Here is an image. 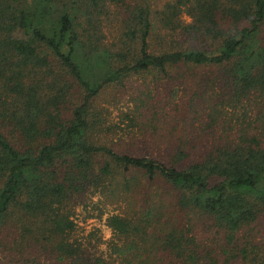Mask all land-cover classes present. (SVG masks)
I'll list each match as a JSON object with an SVG mask.
<instances>
[{
    "label": "trees",
    "instance_id": "trees-1",
    "mask_svg": "<svg viewBox=\"0 0 264 264\" xmlns=\"http://www.w3.org/2000/svg\"><path fill=\"white\" fill-rule=\"evenodd\" d=\"M146 76L152 148L107 144ZM90 188L113 256L69 239ZM0 264H264V0H0Z\"/></svg>",
    "mask_w": 264,
    "mask_h": 264
},
{
    "label": "rangeland",
    "instance_id": "rangeland-1",
    "mask_svg": "<svg viewBox=\"0 0 264 264\" xmlns=\"http://www.w3.org/2000/svg\"><path fill=\"white\" fill-rule=\"evenodd\" d=\"M150 1L153 7L157 9L167 0ZM182 17L187 20L185 15H182ZM105 31L107 38H110L109 29L105 28ZM154 45L155 41L151 40L149 46L154 47ZM143 81L144 83H142L141 77H132L125 83V87L109 90L101 95L99 106L102 108L105 125L109 126V129L104 130L107 135V144L115 143L118 139L124 141L123 143L132 139L135 145L134 150L144 152L152 148L151 137L149 135L142 136V132L137 131L134 126H129L125 117L122 116L123 112L131 107L132 101L129 95L133 92L132 88L135 86L141 88L145 84L153 88V81L149 76H146ZM161 83L163 82L156 83L158 84L156 89L163 91L160 86ZM164 86L167 87L166 84ZM178 93H180L179 90ZM171 111H168V113H172ZM236 113L241 114L242 110L238 107ZM103 197L99 188H90L82 200L70 204L69 215L74 223V229L69 234V239L80 241L83 247L95 254L113 256L111 246L115 242V237L106 225L105 218L111 213H117L120 205L105 204L103 203Z\"/></svg>",
    "mask_w": 264,
    "mask_h": 264
}]
</instances>
